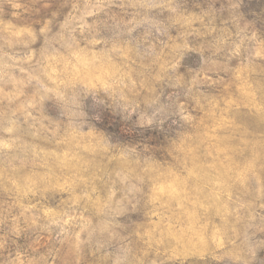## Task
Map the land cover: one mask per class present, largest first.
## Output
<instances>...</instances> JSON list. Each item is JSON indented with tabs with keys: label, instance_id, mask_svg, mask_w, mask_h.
<instances>
[{
	"label": "rangeland",
	"instance_id": "obj_1",
	"mask_svg": "<svg viewBox=\"0 0 264 264\" xmlns=\"http://www.w3.org/2000/svg\"><path fill=\"white\" fill-rule=\"evenodd\" d=\"M0 264H264V0H0Z\"/></svg>",
	"mask_w": 264,
	"mask_h": 264
}]
</instances>
